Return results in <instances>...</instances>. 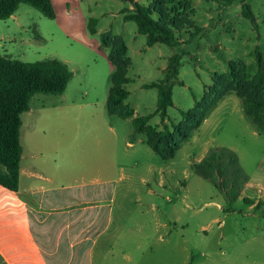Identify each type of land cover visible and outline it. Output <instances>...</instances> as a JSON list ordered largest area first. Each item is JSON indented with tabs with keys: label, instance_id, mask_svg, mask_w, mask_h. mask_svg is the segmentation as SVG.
Wrapping results in <instances>:
<instances>
[{
	"label": "rangeland",
	"instance_id": "rangeland-1",
	"mask_svg": "<svg viewBox=\"0 0 264 264\" xmlns=\"http://www.w3.org/2000/svg\"><path fill=\"white\" fill-rule=\"evenodd\" d=\"M189 1L195 11L192 20L203 30L191 43L176 48L147 46L137 24L124 20V12L134 4L130 0H96L91 2L93 15L83 7L80 14L59 10L54 19L22 4L14 18L0 20L1 55L25 63L57 59L73 72L63 94L34 95L30 110L23 114V165L38 172L31 182L46 189L42 197L47 208L82 203L89 212H98L101 235L94 264H187L182 262L187 250L193 256L190 264H214L209 251L218 252L219 262L227 252L229 264L241 263L236 249L242 248L244 236L257 229L264 233V218L255 219L264 209L257 212L243 201L246 196L264 200V135L254 130L244 112L241 119L231 105L226 108L223 130L215 135L216 144L237 149L255 185L230 212L224 195L191 167L211 133L189 140L174 159L165 161L143 135L130 144L133 118L108 113L114 66L101 44L106 32L123 36L129 47L126 104L138 117L155 112L158 90L145 84L164 77L166 69L160 70L175 53H189L186 57H194L212 77L228 73L232 60L246 63L249 75L257 73V46L264 58V0H246L257 18L259 36L242 15L241 0ZM90 19L97 21L96 34L89 31ZM188 38L185 33L183 39ZM23 182L26 186L27 180ZM26 196L36 208V195ZM219 204L225 205L224 211ZM222 232L224 240L219 237ZM78 260L67 253L57 262H82Z\"/></svg>",
	"mask_w": 264,
	"mask_h": 264
},
{
	"label": "trees",
	"instance_id": "trees-1",
	"mask_svg": "<svg viewBox=\"0 0 264 264\" xmlns=\"http://www.w3.org/2000/svg\"><path fill=\"white\" fill-rule=\"evenodd\" d=\"M225 1L232 3L236 0ZM176 2L152 0L148 5L134 2L133 9L124 12V20L137 24L139 34L147 38L148 47L164 44L176 48L189 44L203 29L192 20L195 14L193 3L189 0ZM22 4L34 7L49 19L56 17L51 0H0V20L11 18ZM241 4L243 17L251 22L259 36L257 18L251 5L246 0H241ZM96 24L95 19H90L88 28L91 34H96ZM185 33L189 34L187 40L183 39ZM101 44L109 50V60L114 66L108 113L122 119L133 118L134 133L131 140L137 135L145 136L147 144L163 160L174 159L182 145L200 129L230 93L240 98L245 116L255 131L264 135V58L259 46L256 47L259 69L254 76L248 74L246 63L230 61L229 72L213 75V83L204 96L196 101L191 110L182 112L183 120L178 124H168L166 120L169 118V108L173 106V89L175 85L181 84L179 74L182 59L189 53L182 51L170 56L164 77L160 81L145 84V88L158 90L157 108L152 114L134 117L135 110L126 104L130 96L126 88L130 82L129 47L123 36L111 32L101 34ZM72 76L68 65L57 59L25 63L0 54V185L19 191L23 157L22 116L30 110L32 98L39 93L63 94ZM155 116H159L161 127L152 124ZM191 167L198 176L210 181L224 195L227 212L234 208L250 181L238 153L227 147L211 148L199 163H193ZM243 201L249 206L256 203L247 197ZM262 205L258 202L256 209L260 210Z\"/></svg>",
	"mask_w": 264,
	"mask_h": 264
},
{
	"label": "crops",
	"instance_id": "crops-1",
	"mask_svg": "<svg viewBox=\"0 0 264 264\" xmlns=\"http://www.w3.org/2000/svg\"><path fill=\"white\" fill-rule=\"evenodd\" d=\"M51 1L57 15L59 10L66 12L67 15L73 12L77 14L84 13L83 7L88 10V15H93L91 2L96 0ZM136 2L140 3L138 0ZM129 9L132 10L133 5ZM194 59L192 56H185L182 59V68L179 74L181 84L175 85L173 89V106L169 108V118L166 120L168 124L180 123L183 120L182 112L191 110L196 101L204 96L207 88L213 83L212 74L209 71L201 70L197 60L195 59L194 62ZM166 68L167 65L163 66L160 71L163 72ZM234 94H228L212 111L200 129L189 139L197 140L201 134L211 133L203 154L193 163H199L213 147H227L237 152V149L232 146L216 144L217 137H215L223 130V125L221 126L222 116L225 109L229 108L230 105L232 106V113H238L240 118H243L241 102L234 97ZM134 117H138L136 110ZM152 121L153 125L161 127L159 116H155ZM136 138L130 141L131 145H133ZM36 176L39 175L35 167L30 169V167L24 166L22 157L19 191H12L0 185V264H63L58 263L57 260L60 256L67 255V253L80 257L78 261L82 262L77 264H94L95 248L101 235L98 212L96 214L89 212V209L84 207L82 203L47 208V199L42 197L46 189L43 187L38 188V186L34 187L31 182ZM24 179L27 180L26 186L23 182ZM251 187H255V185H253L250 178L243 193L245 194L247 189ZM28 193L36 195V208L31 206L29 197L26 196ZM37 194H39L38 198ZM251 199L256 201L255 205H251L252 210L258 212L264 209L263 199ZM258 202L263 203L260 210L256 209ZM223 206L225 205L219 204L221 210H223ZM262 213L261 216H256L255 219L264 218ZM49 217L53 218L49 219ZM220 225L223 226L224 222ZM84 226H87V228L85 229ZM219 237L224 240L226 235L222 232ZM242 242V248L238 247L236 249L237 259L242 260V262L234 264H264V233L257 229V231L245 235ZM182 255L184 256L182 262H187V264L192 262L193 256L189 250ZM209 255H214V264H229L226 257L227 252L224 254L223 262L222 260L219 262L215 258L218 255L217 251H209Z\"/></svg>",
	"mask_w": 264,
	"mask_h": 264
},
{
	"label": "water",
	"instance_id": "water-1",
	"mask_svg": "<svg viewBox=\"0 0 264 264\" xmlns=\"http://www.w3.org/2000/svg\"><path fill=\"white\" fill-rule=\"evenodd\" d=\"M131 1V3H134V0H130Z\"/></svg>",
	"mask_w": 264,
	"mask_h": 264
}]
</instances>
